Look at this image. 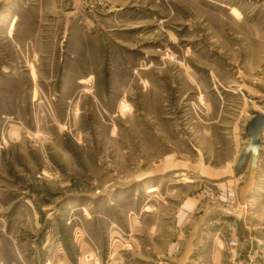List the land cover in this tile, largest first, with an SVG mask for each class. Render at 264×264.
<instances>
[{
  "label": "rangeland",
  "instance_id": "rangeland-1",
  "mask_svg": "<svg viewBox=\"0 0 264 264\" xmlns=\"http://www.w3.org/2000/svg\"><path fill=\"white\" fill-rule=\"evenodd\" d=\"M263 100L264 0H0V264H264Z\"/></svg>",
  "mask_w": 264,
  "mask_h": 264
},
{
  "label": "water",
  "instance_id": "water-1",
  "mask_svg": "<svg viewBox=\"0 0 264 264\" xmlns=\"http://www.w3.org/2000/svg\"><path fill=\"white\" fill-rule=\"evenodd\" d=\"M264 126V100L262 102V114H256L255 120H252L248 126L247 137L248 143L244 150L243 155H250L252 166L255 165L258 154H259V145L257 141V136L261 132Z\"/></svg>",
  "mask_w": 264,
  "mask_h": 264
},
{
  "label": "bare ground",
  "instance_id": "bare-ground-1",
  "mask_svg": "<svg viewBox=\"0 0 264 264\" xmlns=\"http://www.w3.org/2000/svg\"><path fill=\"white\" fill-rule=\"evenodd\" d=\"M84 84H87L86 82H84ZM259 155V154H258ZM188 182V181H187ZM155 191V189L152 187V188H150V189H148L147 191H146V193L147 194H150V193H153ZM147 211V210H146Z\"/></svg>",
  "mask_w": 264,
  "mask_h": 264
},
{
  "label": "crops",
  "instance_id": "crops-1",
  "mask_svg": "<svg viewBox=\"0 0 264 264\" xmlns=\"http://www.w3.org/2000/svg\"><path fill=\"white\" fill-rule=\"evenodd\" d=\"M187 262H189V260H187Z\"/></svg>",
  "mask_w": 264,
  "mask_h": 264
}]
</instances>
